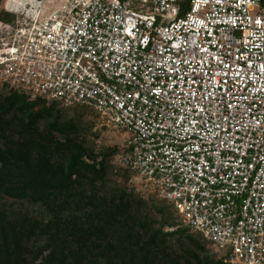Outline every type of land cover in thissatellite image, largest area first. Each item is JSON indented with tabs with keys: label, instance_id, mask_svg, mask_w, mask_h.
<instances>
[{
	"label": "built area",
	"instance_id": "obj_1",
	"mask_svg": "<svg viewBox=\"0 0 264 264\" xmlns=\"http://www.w3.org/2000/svg\"><path fill=\"white\" fill-rule=\"evenodd\" d=\"M7 1L0 86L96 112L139 192L230 264H264V1Z\"/></svg>",
	"mask_w": 264,
	"mask_h": 264
},
{
	"label": "trees",
	"instance_id": "obj_2",
	"mask_svg": "<svg viewBox=\"0 0 264 264\" xmlns=\"http://www.w3.org/2000/svg\"><path fill=\"white\" fill-rule=\"evenodd\" d=\"M88 111L0 86V264H230L171 203L127 186Z\"/></svg>",
	"mask_w": 264,
	"mask_h": 264
},
{
	"label": "rangeland",
	"instance_id": "obj_3",
	"mask_svg": "<svg viewBox=\"0 0 264 264\" xmlns=\"http://www.w3.org/2000/svg\"><path fill=\"white\" fill-rule=\"evenodd\" d=\"M65 2H66V0H48L44 6V14L48 15V14H51L53 12L60 11L62 5ZM8 6H9V4H8L7 0H0V13L6 12L5 8ZM0 30H1V28H0ZM65 110L68 113V116H73L75 113L74 111H71V109H65ZM86 119L88 121H91L94 123L93 133H96V135H97L96 140H95V146L98 150L103 149V148H109V149L110 148H117L120 150V152L123 151V149H124L123 147L125 145L124 133H120V132L116 131L115 129H113L112 127L106 126L103 123V120L100 119L99 115L96 112H94L93 110L88 111V114L86 115ZM113 163L117 167V169L120 168L116 164L115 158H113ZM118 179L121 180L120 177ZM131 179H132V175L130 174V179L127 181L128 187L132 188L135 192L143 195L144 198L154 196V195H148L146 193L139 192L136 189V187L134 186V183L131 182ZM154 197L156 199L162 201L161 199L157 198L156 196H154ZM177 221H178V224L181 225V221H180L179 217H178ZM167 229L171 230L172 228H167ZM211 248L214 250V248L212 246H211ZM217 256L221 257V254L217 253Z\"/></svg>",
	"mask_w": 264,
	"mask_h": 264
},
{
	"label": "snow or ice",
	"instance_id": "obj_4",
	"mask_svg": "<svg viewBox=\"0 0 264 264\" xmlns=\"http://www.w3.org/2000/svg\"><path fill=\"white\" fill-rule=\"evenodd\" d=\"M129 34H131V33H129ZM204 51H206V49H204Z\"/></svg>",
	"mask_w": 264,
	"mask_h": 264
}]
</instances>
